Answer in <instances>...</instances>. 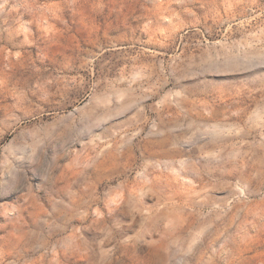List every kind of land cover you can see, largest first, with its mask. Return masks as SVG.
<instances>
[{
	"label": "rangeland",
	"instance_id": "rangeland-1",
	"mask_svg": "<svg viewBox=\"0 0 264 264\" xmlns=\"http://www.w3.org/2000/svg\"><path fill=\"white\" fill-rule=\"evenodd\" d=\"M0 264H264V0H0Z\"/></svg>",
	"mask_w": 264,
	"mask_h": 264
}]
</instances>
